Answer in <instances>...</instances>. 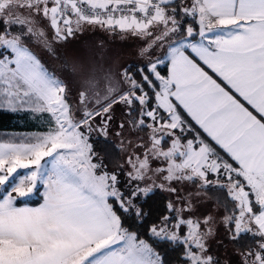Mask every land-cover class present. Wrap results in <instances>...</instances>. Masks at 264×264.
Here are the masks:
<instances>
[{
	"label": "snow or ice",
	"instance_id": "obj_1",
	"mask_svg": "<svg viewBox=\"0 0 264 264\" xmlns=\"http://www.w3.org/2000/svg\"><path fill=\"white\" fill-rule=\"evenodd\" d=\"M3 116L0 264H264V0H0Z\"/></svg>",
	"mask_w": 264,
	"mask_h": 264
},
{
	"label": "rangeland",
	"instance_id": "obj_2",
	"mask_svg": "<svg viewBox=\"0 0 264 264\" xmlns=\"http://www.w3.org/2000/svg\"><path fill=\"white\" fill-rule=\"evenodd\" d=\"M86 36L92 40L106 39L109 43H111L113 45H125L128 48V50H130V51L134 50V46L136 43V41L134 39L121 41L118 37L113 38L111 36H107L103 32H99V31L89 32L86 34ZM77 42H79V41L77 40ZM38 198H40V197H36L35 199H38Z\"/></svg>",
	"mask_w": 264,
	"mask_h": 264
},
{
	"label": "trees",
	"instance_id": "obj_3",
	"mask_svg": "<svg viewBox=\"0 0 264 264\" xmlns=\"http://www.w3.org/2000/svg\"><path fill=\"white\" fill-rule=\"evenodd\" d=\"M14 127H18L17 121L9 116L0 117V130H13ZM41 198L31 201L30 206H38Z\"/></svg>",
	"mask_w": 264,
	"mask_h": 264
},
{
	"label": "crops",
	"instance_id": "obj_4",
	"mask_svg": "<svg viewBox=\"0 0 264 264\" xmlns=\"http://www.w3.org/2000/svg\"><path fill=\"white\" fill-rule=\"evenodd\" d=\"M33 207H35V206H33Z\"/></svg>",
	"mask_w": 264,
	"mask_h": 264
}]
</instances>
